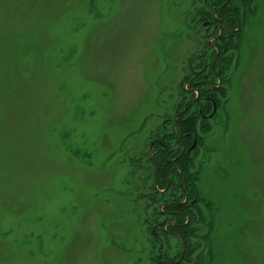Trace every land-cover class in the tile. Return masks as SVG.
<instances>
[{
	"label": "rangeland",
	"instance_id": "rangeland-1",
	"mask_svg": "<svg viewBox=\"0 0 264 264\" xmlns=\"http://www.w3.org/2000/svg\"><path fill=\"white\" fill-rule=\"evenodd\" d=\"M203 1L0 0V264L180 254L152 233L183 199L179 175L155 194L149 156L191 97L211 33L199 21L218 5ZM243 1L222 91L203 93L217 115L195 118L208 124L186 176L199 202L181 208L199 214L187 264H264V0Z\"/></svg>",
	"mask_w": 264,
	"mask_h": 264
},
{
	"label": "flooded vegetation",
	"instance_id": "flooded-vegetation-1",
	"mask_svg": "<svg viewBox=\"0 0 264 264\" xmlns=\"http://www.w3.org/2000/svg\"><path fill=\"white\" fill-rule=\"evenodd\" d=\"M204 3L206 4V1ZM222 6H224L223 3L217 6L215 5L214 8H212L211 17H207V15L204 14L199 21L204 29V32L210 31L211 33L207 38L206 47L195 58V60L192 61L190 67L195 73L200 74V72H204H202L201 75L196 76V80L188 82L185 88L186 93L191 96L190 99H188V101L186 102V107L192 103V105H190L187 110L190 109L189 114H192V110L197 109L196 112H199L201 114L199 116L201 121L210 120L217 115L218 104L216 100L211 95H204L203 92H217L222 88L223 82L220 78H217V74H219L220 69H218L216 65L222 63L220 61L222 53L228 50V44L230 43V40L236 34H238L242 28V20H240L239 16H237L235 12L230 11L223 14L221 10ZM203 59V65L198 68V70L195 69L194 62L198 60L201 61ZM209 67L210 69H213V73L210 72L211 70H208ZM208 71L212 74V77L215 78L218 83H214L213 80L209 79ZM206 104L208 105V107L210 106V110L207 114L203 112L204 109H206L204 106ZM181 111L179 113L177 112L174 115L171 121L173 125L171 131H168L166 136H163L162 138H159L157 136L154 137V140L151 142V154L149 156V160L156 169L154 185L157 190L163 195L167 192L170 193L171 189H174V173H176V171H179V169L181 168L180 159L182 160V157H185V155H187L189 159L190 153L194 149H196V147H198L199 143L198 136L190 131L184 132L183 125L180 127V130L178 129V126L181 125L178 120L179 115L182 114ZM190 137L193 138L192 142L190 141ZM194 143H196V145L194 148H192ZM173 153L176 154L173 156ZM161 166L168 168V173L166 174L165 185H163L162 187H158L161 179L158 178L157 172L159 171ZM184 177L185 176L183 172L178 177V187L180 190L179 192L182 193L183 199H166V201L161 205L162 208L160 207V213L164 217V219L157 223L152 229L153 235L157 238L160 236L159 233L162 230L165 235L180 239L183 245L182 251L180 252V254L176 255V258L173 257L160 259L152 264H180L181 260H184L183 262L187 264L188 259L186 256L189 257L190 255V253L188 255V250H190V242L187 241L185 235H188L191 239L192 233L188 234V231L191 229V216L193 213L190 211L187 212L186 210H182L181 208L183 206H186L189 202H191L190 204H195L196 199L192 197L190 185L185 183ZM177 204L179 206L175 207L174 205ZM194 214L199 216V214ZM178 217H185V221H177L176 218L179 219ZM169 227L175 229L171 230L169 229ZM158 228L160 229V231L157 230ZM188 264L190 263L188 262Z\"/></svg>",
	"mask_w": 264,
	"mask_h": 264
},
{
	"label": "trees",
	"instance_id": "trees-1",
	"mask_svg": "<svg viewBox=\"0 0 264 264\" xmlns=\"http://www.w3.org/2000/svg\"><path fill=\"white\" fill-rule=\"evenodd\" d=\"M203 1V0H202ZM208 2L209 0H204L203 2ZM213 2H214V0H212ZM216 1H218V5H220V4H224V6H222V12H223V14L224 13H226V12H235L236 14H237V16H239V18H240V20H244L243 19V12H244V1L243 0H216ZM212 3V2H211ZM210 14H211V12H210ZM207 15V14H206ZM241 30H242V28H241ZM241 32V31H240ZM231 45H232V42H231ZM229 50H230V43L228 44V50L226 51V52H223L222 53V55H221V64H217L216 65V67L218 68V69H220V72H219V74H217L218 76H217V78H220L221 80H222V82H224V79H223V64H224V61L226 60V57L228 56V52H229ZM231 54H229V56H230ZM203 65V64H202ZM201 65V66H202ZM208 70H211L210 72L211 73H213V69H210V67L208 68ZM202 72H204V71H202ZM202 72H200V74L199 73H195V72H193L192 71V74L194 75V76H198V75H201V73ZM219 91H222V90H219ZM224 91V90H223ZM204 92H207V91H204ZM203 92V93H204ZM213 97V96H212ZM214 99L216 100V102H217V104H218V106H219V102H218V100L214 97ZM186 105H187V103H185L184 104V106L178 111V113L182 110V109H184L185 107H186ZM209 110H210V106H209V108H208ZM206 109H204V113H206V111H205ZM208 111V110H207ZM189 112H190V109H188V110H186L185 112H183L181 115H179V117H178V120H179V122L181 123V125H179L178 126V129L180 130V127L183 125L184 126V132H192V133H194V134H196L197 136H198V140H199V143H198V146H199V144L203 141V138H200L199 137V133L200 132H203L204 130H206V127L207 126H205V125H207L208 123H206V124H201V125H199V127L198 126H196L195 127V118L197 117V118H199V116L201 115L199 112L197 113V112H195L194 114H189ZM208 113V112H207ZM206 113V114H207ZM203 122L204 121H208V120H202ZM204 126H205V128H204ZM162 128L164 129V128H166V126L165 125H163L162 126ZM202 129L203 131H200L199 129ZM197 131H199V132H197ZM191 138V137H190ZM191 142L193 141V138H191V140H190ZM201 141V142H200ZM198 149V147H196V149H194L191 153H190V157H189V159H188V157H187V155H185V157L183 156L182 157V160L180 159V161H181V168L179 169V171H176V175H181V173L183 172L184 173V178H185V183L186 184H188V181L186 180V176H187V173H188V170L191 168V164L194 162V164L196 165V163H195V160H196V150ZM188 167H189V169H188ZM164 170H167V171H164ZM155 171H156V169L154 168V181H155V177H156V175H155ZM168 173V168H166V167H160V169H159V171L157 172V175H158V178H162L161 176H162V174L164 175V177H165V183H166V174ZM165 185V184H164ZM158 187H162V185H161V182H159V185H158ZM154 189L156 190L155 191V194H157V195H159V196H161V194L162 193H160L158 190H157V188L155 187V185H154ZM163 195V194H162ZM155 197H156V195H155ZM199 202V200H197L196 202H195V204L194 205H196L197 203ZM194 205H192V206H194ZM175 207L176 206H179L178 204L177 205H174ZM181 206H183V205H181ZM183 207H185V206H183ZM177 208H179V207H177ZM191 221H192V223H191V228H193L194 229V226H195V224L197 223V222H199V216H197V215H195L194 213L192 214V216H191ZM186 236V239H187V241L188 242H190V245H189V249H190V251L189 252H193L194 251V248L196 247V241H192L190 238H189V236L188 235H185ZM187 254V253H186ZM184 260H181V262H180V264H185L184 262H183Z\"/></svg>",
	"mask_w": 264,
	"mask_h": 264
},
{
	"label": "water",
	"instance_id": "water-1",
	"mask_svg": "<svg viewBox=\"0 0 264 264\" xmlns=\"http://www.w3.org/2000/svg\"><path fill=\"white\" fill-rule=\"evenodd\" d=\"M190 105H192V103L191 104H189L184 110H182L181 111V113H183V112H185L186 110H187V108H189L190 107ZM176 120H177V117H176ZM195 145H196V143H194V145L192 146V148H194L195 147ZM191 150V149H190Z\"/></svg>",
	"mask_w": 264,
	"mask_h": 264
}]
</instances>
